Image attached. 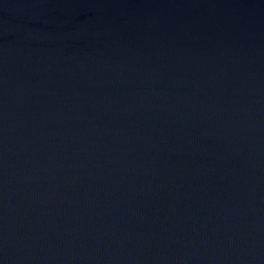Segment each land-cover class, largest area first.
Segmentation results:
<instances>
[{
    "label": "water",
    "instance_id": "95a60500",
    "mask_svg": "<svg viewBox=\"0 0 264 264\" xmlns=\"http://www.w3.org/2000/svg\"><path fill=\"white\" fill-rule=\"evenodd\" d=\"M0 264H264V0H0Z\"/></svg>",
    "mask_w": 264,
    "mask_h": 264
}]
</instances>
